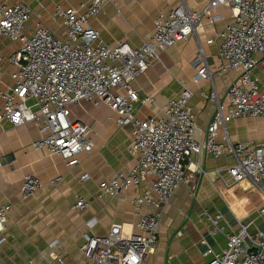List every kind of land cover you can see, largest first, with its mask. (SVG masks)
<instances>
[{
    "label": "built area",
    "instance_id": "built-area-1",
    "mask_svg": "<svg viewBox=\"0 0 264 264\" xmlns=\"http://www.w3.org/2000/svg\"><path fill=\"white\" fill-rule=\"evenodd\" d=\"M112 1L87 0L80 4L83 9L56 5L52 15L58 22L56 28L44 25L39 12L24 1L0 2V36L20 42L8 56L13 66L9 72L12 83L0 91V124L16 127L33 122L40 132L33 145L57 154L67 166L77 163L79 152H90L93 147L88 124L72 117L74 105L83 101L105 103L116 114L117 126H133L127 146L133 163L99 187L106 197L139 187L132 202L150 209L137 213L132 230L112 224L103 235L85 232L78 247L83 264H141L154 251L163 210L186 171H199L191 168L194 154L214 159L231 157L232 163L227 166L231 183L249 180L259 184L264 178V136L257 143H248L232 142L226 133L221 138L218 134L219 128L234 118L264 117V82L255 73L258 68L264 76V0H209L201 12L181 0L154 17L150 37L138 46L124 40L104 43L99 31L89 25V18L103 12ZM219 6L229 8L232 16L219 34L221 63L211 70L201 49L191 60L193 82L209 83L198 93L215 104L210 122L201 127L193 118L190 99L194 91L184 84L166 100L161 115L134 118L130 110L138 92L133 80L147 70L158 51L192 36L202 14L211 22L219 19L213 13ZM226 70L237 73L226 88L224 103L213 78ZM81 178H87V174ZM60 180L61 176H55L48 183L54 185ZM40 185L34 174L24 175L21 197ZM88 204L77 195L72 207L83 209ZM11 209L9 202L0 204V234ZM258 214L263 227L255 235L248 234L250 222L241 223L237 230L226 233L223 248L207 246L202 252L204 264H264V205ZM219 218L217 215L214 222ZM247 236L250 242H246Z\"/></svg>",
    "mask_w": 264,
    "mask_h": 264
},
{
    "label": "crops",
    "instance_id": "crops-1",
    "mask_svg": "<svg viewBox=\"0 0 264 264\" xmlns=\"http://www.w3.org/2000/svg\"><path fill=\"white\" fill-rule=\"evenodd\" d=\"M18 1L26 2L39 12L44 25L56 28L58 22L52 19L56 5L80 7L87 0H0L6 4ZM180 1L113 0L105 5L103 12L90 17L88 23L99 31L104 43L111 45L124 40L138 46L150 37L154 17ZM182 1L190 9L201 12L209 0ZM213 13L219 15V19L211 22L208 15L202 14L192 36L158 51L147 70L133 80L132 86L138 92V100L130 110L134 118L142 120L161 115L166 100L184 84L194 91L190 99L193 118L201 127L210 122L215 104L198 93L199 89L206 90L209 83L193 82L195 69L191 60L201 49L211 70H216L222 61L219 34L232 16L225 6L215 8ZM19 45L17 40L0 36V91L12 83L9 72L13 66L8 56ZM236 73L226 70L214 75V87L224 103L226 88ZM255 73L260 82H264L258 68ZM1 103L0 97V106ZM87 104L81 109L73 106L71 113L73 118L88 124L93 147L90 152H79L73 166H67L60 156L46 148L33 145L40 137L33 122L16 127L0 124V204H12L6 228L0 234L3 237L0 264H83L78 247L85 232L103 235L112 224L120 225L124 231L132 230L137 213L150 209L145 204H133L132 198L139 194V187L119 196L102 195L100 183L115 172L126 170L134 161L127 150L133 126L131 123L117 126L116 114L105 103L94 105L87 101ZM225 133L232 142L257 143L264 136V117L234 118L219 128V138ZM192 159L195 163L191 168L195 166L199 171H186L163 210L154 251L147 254L141 264H167L172 260L181 264L182 256L186 259L184 262L192 264L191 261H197L198 252L202 256L208 245L214 250L223 248L226 233L237 230L241 223L250 222L247 227L250 235L263 227L258 209L260 204L264 205V178L259 184L249 180L231 183L227 171L231 157L214 159L194 154ZM84 173L87 178L82 179ZM26 174H34L41 185L22 198L20 187ZM55 176H61V180L50 185L48 180ZM253 193L262 195L263 200L256 203ZM77 195L89 201L87 207H72ZM217 215L220 218L215 223ZM216 225L221 228L217 229ZM246 242H250L249 236Z\"/></svg>",
    "mask_w": 264,
    "mask_h": 264
},
{
    "label": "rangeland",
    "instance_id": "rangeland-1",
    "mask_svg": "<svg viewBox=\"0 0 264 264\" xmlns=\"http://www.w3.org/2000/svg\"><path fill=\"white\" fill-rule=\"evenodd\" d=\"M83 105L88 106L87 101H83L81 104L79 103V104H76V105H74V106H79V107H76V108L81 109V108L83 107ZM185 175H186V173H185ZM185 175H184V177H185ZM262 198H263L262 195H260V194H258V193H253L252 199H253L256 203H259L260 201H262V200H263ZM260 206H261V204L259 205V208H260ZM258 210H259V209H258ZM250 230H251V229H250ZM180 259H181V261H182L181 264H190L189 262L187 263V261L184 262V261L186 260L185 257L182 256V257H180ZM195 260H197V261H194V262L191 261V263H192V264H204L206 259H205L204 257L201 256V252H198V254H197V258L195 257ZM167 264H178V263L176 262V260H172V261H169Z\"/></svg>",
    "mask_w": 264,
    "mask_h": 264
}]
</instances>
